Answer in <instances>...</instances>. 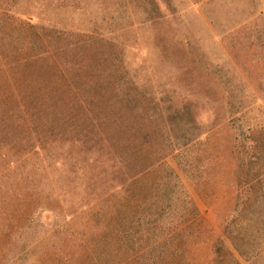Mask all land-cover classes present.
<instances>
[{
	"label": "rangeland",
	"instance_id": "rangeland-1",
	"mask_svg": "<svg viewBox=\"0 0 264 264\" xmlns=\"http://www.w3.org/2000/svg\"><path fill=\"white\" fill-rule=\"evenodd\" d=\"M0 264H264V0H0Z\"/></svg>",
	"mask_w": 264,
	"mask_h": 264
}]
</instances>
